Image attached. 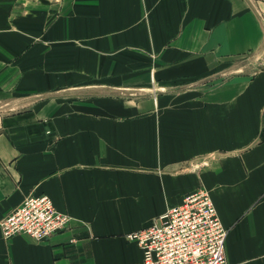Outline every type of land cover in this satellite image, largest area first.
I'll return each instance as SVG.
<instances>
[{"label": "crops", "instance_id": "1", "mask_svg": "<svg viewBox=\"0 0 264 264\" xmlns=\"http://www.w3.org/2000/svg\"><path fill=\"white\" fill-rule=\"evenodd\" d=\"M38 1L0 24V222L42 193L72 220L0 227V264H143L129 235L200 186L228 264H264V0Z\"/></svg>", "mask_w": 264, "mask_h": 264}, {"label": "built area", "instance_id": "2", "mask_svg": "<svg viewBox=\"0 0 264 264\" xmlns=\"http://www.w3.org/2000/svg\"><path fill=\"white\" fill-rule=\"evenodd\" d=\"M72 218L57 209L48 194H30L0 222L3 236L50 238ZM223 225L211 192L200 186L151 224L129 235L143 251V264H228Z\"/></svg>", "mask_w": 264, "mask_h": 264}, {"label": "rangeland", "instance_id": "3", "mask_svg": "<svg viewBox=\"0 0 264 264\" xmlns=\"http://www.w3.org/2000/svg\"><path fill=\"white\" fill-rule=\"evenodd\" d=\"M49 1L51 2V0ZM39 2L40 1L38 0H0V24L5 22L8 16H12V18H20L23 17L21 14L24 12L26 13L28 10L34 11L35 9H38ZM55 16L56 12L53 11L51 17Z\"/></svg>", "mask_w": 264, "mask_h": 264}]
</instances>
